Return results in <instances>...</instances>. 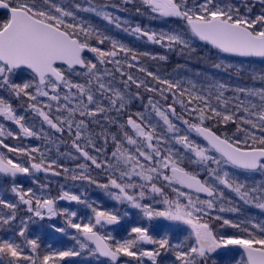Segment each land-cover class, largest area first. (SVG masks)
<instances>
[{"label": "snow or ice", "instance_id": "1", "mask_svg": "<svg viewBox=\"0 0 264 264\" xmlns=\"http://www.w3.org/2000/svg\"><path fill=\"white\" fill-rule=\"evenodd\" d=\"M128 5L178 30L133 25L92 0L75 9L165 52L203 42L222 60L217 69L231 68L229 57L264 62V0L111 7ZM167 59L112 40L56 0H0V264H264V218L239 206L264 217V180L250 182L264 177V70L251 86H198L146 63ZM53 137L71 141L74 153L59 155L79 161L74 168L23 143ZM35 173L71 183L55 195L51 181L25 188L20 177ZM89 188L112 203L90 200ZM38 224L66 239L42 251L40 235H29Z\"/></svg>", "mask_w": 264, "mask_h": 264}, {"label": "rangeland", "instance_id": "2", "mask_svg": "<svg viewBox=\"0 0 264 264\" xmlns=\"http://www.w3.org/2000/svg\"><path fill=\"white\" fill-rule=\"evenodd\" d=\"M56 2L62 4L64 7L68 8V9L76 12L79 20L84 22L85 25H90L96 29L99 28L100 32H103V34L108 32V34L106 36L110 37L112 40H115V41L120 42V43L129 44L127 41L132 39L133 35L131 36V34L126 33L122 29L116 28L113 24L107 23V21L96 16L94 13L83 12V11L77 12V10L75 9V4H81L82 6L87 7L89 5V0H56ZM92 3L93 4H102V3L108 4L109 7H107L105 9L106 11L112 13L114 16H119L122 20L129 21L133 25L139 23L141 26L146 25L150 29H155V30H160V29L165 28V27H158V23L166 24L165 22H161V20H159V19L151 20L145 16L137 15L135 13L132 5H128L127 6L128 10H126V11H121L118 8L111 7V5H113V4L122 5V0H92ZM153 23H156L157 27H152L151 25ZM168 28H170V27H168ZM171 29L178 30L175 23L171 24ZM135 41L138 42V43H136L137 44L136 48L138 51L142 52L143 50H147V48L150 50L154 49L156 51V53L163 54V55H166L168 57L167 61H164V62L151 61V60L146 61L147 65L151 68V70H153V71L159 70L161 75H165V74L171 75L172 71H169V70H171L173 68L178 69L177 68L178 65L179 66H185L183 70H186L189 73L190 68H192V69H197L199 67L204 68V66L210 61V64L205 66L204 72L200 71L199 74H196L198 72H193V73L189 74V76H184V78H183L185 80H191V81L196 82L198 86L201 83L206 82V81H211V82L225 81L226 78L229 77L228 76L229 73H231V72H229L230 69H237L239 72L247 73V75H248L249 69L246 70L248 67H250V68L258 67L257 61L254 63H244V62H240L238 60H234L231 57H229L226 60H223L224 64H231L232 65V67L229 68L227 71H225L223 69V67L220 69L214 68V67H212L214 62H211V61L222 63V60L217 58V54L214 50H212L211 48H208L207 46L205 47V45L199 41H193L192 42L193 47L195 48V52L185 51V54L177 53L175 58H174V53H176L177 51H181L180 49H176L175 51L165 52V50L160 48L159 46L147 43L146 41H144L142 39H137L135 37ZM103 45L109 46V47L111 46L110 42H105ZM194 53H198L200 55L193 56ZM204 55L208 57L209 61L205 60ZM172 63H173V65H172ZM263 65H264V63L259 68H264ZM176 72H178V71H176ZM218 78H222L224 80H219ZM227 80H229V79H227ZM133 90H134V86H133ZM213 102H215V101H213ZM136 104L139 107L138 101L136 102ZM33 120L35 121L38 119L33 118ZM9 141H12V140H9ZM32 141L37 142V140H32ZM50 142L55 143L56 139H54V137H53V141H50ZM9 154L10 153H8L7 155H9ZM33 179H37V177L34 176V177L20 178V183L27 185L30 182H32ZM63 179H64L63 176H59V177L49 176V177H47V180H49L51 182L57 181V180L61 181ZM241 179H243V177H241ZM262 180H264V177H262L258 173L254 174L250 177V182L258 183ZM32 188L38 190V185L35 184ZM50 191H51L52 195H55L57 193V191L53 188V185L50 186ZM0 195H5V193L0 192ZM88 196H89L90 200L95 199V200H98L100 202L102 201L103 203L106 202L107 205H110L112 203L110 200H108V198L106 196L103 195L102 192H100V190L89 188L88 189ZM7 197L9 199L14 198L11 196L10 193L7 194ZM60 206H67V205H65L64 202H60ZM239 206L241 207L242 213L244 215H251V216H256L257 218H264V217H260L258 209L250 208V207L245 206L243 204H240ZM72 207L78 208V209H81V211H84L81 208V206L72 205ZM19 211H20V213H21V211H24L25 212L24 216L27 215L26 210L24 209V207L22 205L20 206ZM225 215L232 216V214H227V213ZM232 218H236V217L232 216ZM229 231H231V230H229ZM36 234H39V235L42 234V235H45L48 237L47 240L41 239L42 240V251L48 245H51L52 248L55 249L56 247L59 246L57 243L59 240L66 239V238L60 237L58 234H48V230L46 229V226L44 224L30 225L29 235H36Z\"/></svg>", "mask_w": 264, "mask_h": 264}, {"label": "trees", "instance_id": "3", "mask_svg": "<svg viewBox=\"0 0 264 264\" xmlns=\"http://www.w3.org/2000/svg\"><path fill=\"white\" fill-rule=\"evenodd\" d=\"M99 29V28H98ZM164 29H169L168 27H166V28H164ZM101 33H103V32H101ZM108 34V32L107 33H104V35H107ZM132 36V35H131ZM106 42H110V41H106ZM129 44H126V43H124L125 45H127V46H129V47H131V48H133V49H135V50H137V44L136 43H138V42H136L135 41V36H132V39H130L129 41H127ZM205 45V44H204ZM207 45H205V47H206ZM99 47H101L102 49H108V48H110L109 46H104V45H99ZM208 48H211V47H209V46H207ZM147 50L148 51H150V52H155L156 53V51L154 50V49H148L147 48ZM147 50H143V51H147ZM213 50V49H212ZM215 51V50H214ZM177 53H183V54H185V51H177L176 53H174V58L176 57V55H177ZM197 55H200V54H198V53H194L193 54V56H197ZM204 58H205V60L206 61H209V59H208V57L207 56H205L204 55ZM232 59H234V60H238V61H240V62H244V63H248L247 61H245L244 60V58H234V57H231ZM258 62V67H253V68H250V67H248L246 70H248V75H247V73H241V72H239L237 69H230V71L229 72H231V73H229V77H227L226 78V80L224 81L225 83H228V84H232V85H236V84H239L240 86H245L246 84H248L249 86H251V81L249 80V77L251 76V74L253 73V72H256V73H259V72H261L262 70H264V68H259V67H261L262 66V64L264 63V62H261L259 59H256L255 60V62ZM211 62H214V63H218V62H215V61H211ZM254 63V62H253ZM210 64V61L205 65V66H207V65H209ZM172 65H173V63H172ZM205 66H204V68H205ZM264 66V65H263ZM184 67L185 66H180L179 67V69H176V68H173V69H171V70H169V71H172V73H171V75H169V77L170 78H173V79H176V78H184V76H189V74H191V73H193V72H198V73H196V74H199V72L201 71V72H204L205 71V69L204 68H197V69H192V68H190V70H189V73L186 71V70H183L184 69ZM176 71H178V72H176ZM214 75V74H213ZM220 75V74H219ZM196 76V75H195ZM214 77V76H213ZM219 80H224V79H222V78H218ZM227 79H229V80H227ZM135 90V89H134ZM227 95H228V97H231L232 96V93L231 92H229V93H227ZM136 102L137 101H135L134 103H133V107H132V110L133 111H135L136 109H137V104H136ZM146 102V101H145ZM33 123H35L36 124V126H37V130H39V128H40V125H38L37 123H36V120L34 121H32ZM36 140V139H35ZM39 142H40V140H37V142H28V143H26V144H30V145H38V146H40V144H39ZM67 143H71V141L70 140H68L67 139V137H65V142H60L59 140H56V142L55 143H51L50 141H45V145H44V147H43V151L47 154V155H49L50 156V158H52V159H58L59 161H60V163H62V164H65L67 167H69V168H74L75 167V163H78L79 161H72V160H69V159H67L66 157H64V156H60L59 155V153H64V152H69L70 150H69V148H68V145H67ZM50 144L51 145H55L57 148H59L58 150H52V148H51V146H50ZM72 152V151H71ZM73 153H74V151H73ZM37 180V179H36ZM38 181L39 182H41V183H45V182H49V180H47V178H46V180L45 181H42V180H40L39 178H38ZM29 183V182H28ZM70 184L71 182L70 181H65L64 179L63 180H61V181H52L51 182V185H53V188L58 192L59 191V185H61V184ZM26 184H23V186H25ZM35 184H33L32 182H30L29 184H27L26 186H25V188H27V187H33ZM50 185V186H51ZM228 195H231V193H229ZM10 199H13L14 200V198H10ZM20 215H21V217H24V215H25V212L24 211H21V213H20ZM40 237H41V239H44V240H47V236H45V235H42V234H40ZM42 241V240H41Z\"/></svg>", "mask_w": 264, "mask_h": 264}, {"label": "flooded vegetation", "instance_id": "4", "mask_svg": "<svg viewBox=\"0 0 264 264\" xmlns=\"http://www.w3.org/2000/svg\"><path fill=\"white\" fill-rule=\"evenodd\" d=\"M159 20H160V19H159ZM161 22H164V21L161 20ZM155 24H156V23H153L151 26H152V27H157ZM159 27H170V28H171V22H168V23H166V24L160 23ZM28 142H34V141H32V140H31V141H24L23 143L26 144V143H28ZM8 143H10V144H16V143H19V142H18V141H8ZM39 144H40L41 149L43 150V147H44V145H45V141H44L43 139H40ZM67 145H68L69 150L73 152L74 149L71 148V143H67ZM50 146H51L52 150H58V149H59V148L57 149V147H56L55 145H51V144H50ZM9 156H13V158L15 159L14 154H11V153H10ZM34 176H36L37 179L40 178L42 181H45V178H46L44 173H35ZM58 181H60V180H58ZM59 188H60V185H59ZM93 189H94V188H93ZM96 190H98V189H96ZM101 199H102V198H101ZM101 203H102L103 206H109V205H107L106 202L103 203V202L101 201Z\"/></svg>", "mask_w": 264, "mask_h": 264}, {"label": "water", "instance_id": "5", "mask_svg": "<svg viewBox=\"0 0 264 264\" xmlns=\"http://www.w3.org/2000/svg\"><path fill=\"white\" fill-rule=\"evenodd\" d=\"M211 47V46H210Z\"/></svg>", "mask_w": 264, "mask_h": 264}]
</instances>
